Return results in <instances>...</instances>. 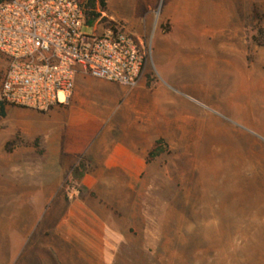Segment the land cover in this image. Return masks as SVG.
<instances>
[{
	"label": "rangeland",
	"instance_id": "1",
	"mask_svg": "<svg viewBox=\"0 0 264 264\" xmlns=\"http://www.w3.org/2000/svg\"><path fill=\"white\" fill-rule=\"evenodd\" d=\"M134 4L110 2L146 52L143 96L131 118L140 132L125 134L139 142L155 132L163 153L130 188L117 185L122 171L106 172L120 191L104 202L108 249L85 250L83 233L69 246L62 218L48 217L55 199L32 198L55 190L66 207L63 197L89 172L80 158L54 188L36 169L44 140L61 145L60 116L70 101L56 120L20 109L10 116L7 108L0 118V264H264V0H155L136 11ZM4 67L0 58V78ZM89 85L126 99L120 86Z\"/></svg>",
	"mask_w": 264,
	"mask_h": 264
},
{
	"label": "built area",
	"instance_id": "2",
	"mask_svg": "<svg viewBox=\"0 0 264 264\" xmlns=\"http://www.w3.org/2000/svg\"><path fill=\"white\" fill-rule=\"evenodd\" d=\"M93 33L79 0L0 1V105L45 114L68 105L76 75L135 89L146 52L126 28L111 22ZM62 95V103L58 95Z\"/></svg>",
	"mask_w": 264,
	"mask_h": 264
},
{
	"label": "crops",
	"instance_id": "3",
	"mask_svg": "<svg viewBox=\"0 0 264 264\" xmlns=\"http://www.w3.org/2000/svg\"><path fill=\"white\" fill-rule=\"evenodd\" d=\"M129 1L135 3L133 8L136 11L139 4L150 3L155 0ZM110 2L111 0H105L104 28L111 22L125 26L126 22L111 12ZM146 10L148 12L145 21L148 24L152 10L150 7H147ZM90 82H97L103 88L107 85H116L93 79L79 72L75 77L69 109L60 116L63 122V129H61L63 135L60 137L61 145L55 146L51 142L48 145V141L44 140L43 152L41 153L44 161L41 158V161L36 165L37 171H40L39 175L42 170V177L54 180V188L59 184L62 176L67 175L78 164L80 158L86 160L89 172L80 181V185L70 190L69 198L63 197V199L68 200L66 207L61 203L62 198H55V190L45 194L46 190L42 189L34 193L36 197L32 198L37 202L44 201V199L45 201L55 199L56 205L49 210L48 217L59 216L62 218L59 226L64 229L59 230L60 233L63 231L64 234H67L64 243L69 244V246L72 242H76L77 234H85L88 239L85 250L108 249L107 241L111 232L104 220L107 218L104 202L115 199L120 191L115 185L117 181L110 182L106 172L111 170L122 171L124 176L117 185L132 187L140 172L149 163L146 162L148 153L154 147L155 142L159 140L155 139V132L144 134L142 139L138 136L139 142H135L134 137L125 134L126 130L128 132L135 130L140 132L131 118L134 114L133 106L143 96V83L138 84L134 91H127L124 87L117 85L126 91V99L121 103L123 94L117 95L113 91L105 90V88L104 95L100 94L99 91H96L98 87L92 90V85H89ZM60 108L63 107L51 109L48 115L56 120L60 115L57 111ZM9 109L14 111L10 116L22 115L17 113L14 108ZM4 110L6 117L7 108ZM125 120L129 122L128 126L123 125ZM57 133L58 131L54 129L48 134L55 139ZM62 210H64L63 214H61Z\"/></svg>",
	"mask_w": 264,
	"mask_h": 264
},
{
	"label": "trees",
	"instance_id": "4",
	"mask_svg": "<svg viewBox=\"0 0 264 264\" xmlns=\"http://www.w3.org/2000/svg\"><path fill=\"white\" fill-rule=\"evenodd\" d=\"M3 1V0H0ZM83 9L85 15V25L93 27V25L101 19V13L105 9V0H86L83 2ZM0 117H5V110L2 105H0ZM164 143L162 140H157L154 144V147L148 153L146 162L148 163L151 160H154L160 156L164 151ZM80 169H83L82 165L76 167L73 171L75 176Z\"/></svg>",
	"mask_w": 264,
	"mask_h": 264
}]
</instances>
